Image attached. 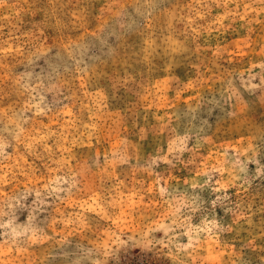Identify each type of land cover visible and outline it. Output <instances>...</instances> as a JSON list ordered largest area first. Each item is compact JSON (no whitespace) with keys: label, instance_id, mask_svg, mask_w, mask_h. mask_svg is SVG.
Masks as SVG:
<instances>
[{"label":"rangeland","instance_id":"rangeland-1","mask_svg":"<svg viewBox=\"0 0 264 264\" xmlns=\"http://www.w3.org/2000/svg\"><path fill=\"white\" fill-rule=\"evenodd\" d=\"M0 264H264V0H0Z\"/></svg>","mask_w":264,"mask_h":264}]
</instances>
